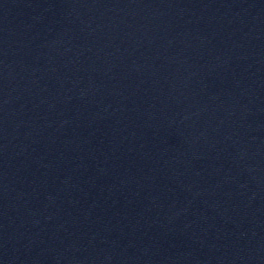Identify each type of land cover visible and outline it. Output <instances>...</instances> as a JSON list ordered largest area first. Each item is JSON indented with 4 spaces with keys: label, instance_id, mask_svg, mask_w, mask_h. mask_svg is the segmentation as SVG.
<instances>
[{
    "label": "water",
    "instance_id": "95a60500",
    "mask_svg": "<svg viewBox=\"0 0 264 264\" xmlns=\"http://www.w3.org/2000/svg\"><path fill=\"white\" fill-rule=\"evenodd\" d=\"M0 264H264V0H0Z\"/></svg>",
    "mask_w": 264,
    "mask_h": 264
}]
</instances>
